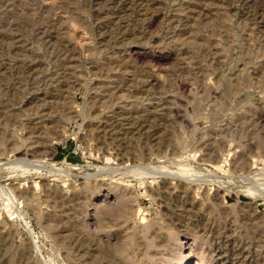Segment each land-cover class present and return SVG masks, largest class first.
Returning <instances> with one entry per match:
<instances>
[{"label":"rangeland","instance_id":"obj_1","mask_svg":"<svg viewBox=\"0 0 264 264\" xmlns=\"http://www.w3.org/2000/svg\"><path fill=\"white\" fill-rule=\"evenodd\" d=\"M0 264H264V0H0Z\"/></svg>","mask_w":264,"mask_h":264},{"label":"bare ground","instance_id":"obj_2","mask_svg":"<svg viewBox=\"0 0 264 264\" xmlns=\"http://www.w3.org/2000/svg\"><path fill=\"white\" fill-rule=\"evenodd\" d=\"M23 160H25V159H23ZM27 161V160H26ZM29 163V162H28ZM26 165H27V163H26ZM32 165V164H31ZM41 166V165H40ZM43 168V167H42ZM58 172V171H57ZM263 191V190H262ZM170 262V261H169Z\"/></svg>","mask_w":264,"mask_h":264}]
</instances>
